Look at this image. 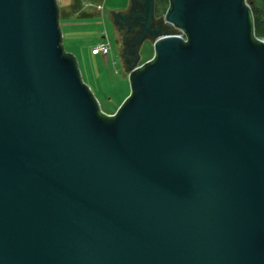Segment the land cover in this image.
<instances>
[{
	"label": "water",
	"instance_id": "1",
	"mask_svg": "<svg viewBox=\"0 0 264 264\" xmlns=\"http://www.w3.org/2000/svg\"><path fill=\"white\" fill-rule=\"evenodd\" d=\"M131 2L113 15L142 25L132 91L109 116L63 48L57 0H0V264H264L250 4L169 0L156 23V0Z\"/></svg>",
	"mask_w": 264,
	"mask_h": 264
},
{
	"label": "rangeland",
	"instance_id": "2",
	"mask_svg": "<svg viewBox=\"0 0 264 264\" xmlns=\"http://www.w3.org/2000/svg\"><path fill=\"white\" fill-rule=\"evenodd\" d=\"M130 1L57 0L60 9L61 30L65 47L66 49L71 48L78 53L76 56H78L79 67L84 82L97 99L102 112L109 116L122 106L132 91L128 75L123 69L118 54L117 36L111 18L112 13L128 8ZM100 6H102L101 10H99ZM168 6L169 0L156 1L157 18L164 17ZM169 27L171 28L172 34L177 32L174 26ZM121 32L120 30V38L118 36V41L123 50ZM258 38L264 40V36ZM104 41H108L111 44V51L107 61L102 55H92V48ZM79 49L81 51L80 54ZM69 54L72 53L69 52ZM154 55L155 47L153 41L149 40L141 46V60L143 63H146Z\"/></svg>",
	"mask_w": 264,
	"mask_h": 264
},
{
	"label": "crops",
	"instance_id": "3",
	"mask_svg": "<svg viewBox=\"0 0 264 264\" xmlns=\"http://www.w3.org/2000/svg\"><path fill=\"white\" fill-rule=\"evenodd\" d=\"M131 1H130V3H129V6H128V8H126V9H124V10H121V11H118V12H114V13H123V14H127L128 12H129V8L131 7ZM168 8H169V6H168ZM128 10V11H127ZM114 13H112V14H114ZM111 14V18H112V20H113V23H114V26H115V33H116V36H117V42H118V54H119V56H120V60H121V62H122V65H123V69H124V71L126 72V74L128 75V78H129V66H128V63H127V60H126V57L123 55L124 53H123V50H122V48H121V45H120V43H119V39H118V32H117V29H116V25H115V18H114V15H112ZM80 18V17H79ZM87 18H90V17H87ZM60 26H61V16H60ZM62 31V30H61ZM62 40H63V48H64V50H65V52L66 53H68L69 54V52H71L72 54V56H74L75 58H76V60H77V62H78V56H76V55H78V53L77 52H75V50H73V49H66V47H65V41H64V39H63V35H62ZM99 45V44H98ZM98 45H95L93 48H92V55H94V56H98L97 54H94V49L98 46ZM75 48H79V47H75ZM81 49V48H80ZM80 49H79V54L81 53V51H80ZM109 56V55H108ZM108 56H103L102 55V57H104V59L107 61V59H108ZM153 58H154V56L153 57H150L149 59V61H147L146 63H148V62H150L151 60H153ZM146 63H143L142 62V60H141V58H140V62H139V66H142V65H144V64H146ZM78 66H80L79 65V62H78ZM79 69H80V67H79ZM80 73H81V71H80ZM81 77H82V73H81ZM82 80H83V82H84V79H83V77H82ZM130 82V81H129ZM85 83V82H84ZM86 84V83H85ZM131 95V94H130ZM130 95H129V97H130ZM128 97V98H129ZM127 98V99H128ZM126 99V100H127ZM125 100V101H126ZM124 104V103H123ZM122 104V105H123ZM122 107V106H121ZM121 107H119L117 110H116V112H114V113H112L110 116H114L117 112H118V110L121 108Z\"/></svg>",
	"mask_w": 264,
	"mask_h": 264
},
{
	"label": "flooded vegetation",
	"instance_id": "4",
	"mask_svg": "<svg viewBox=\"0 0 264 264\" xmlns=\"http://www.w3.org/2000/svg\"><path fill=\"white\" fill-rule=\"evenodd\" d=\"M143 1L144 0H136V4L138 2L140 4V7H142L141 5H143V3H142ZM128 14L131 15L130 10H129ZM155 15H156V10H155ZM156 20H157L156 23L160 22V18H157V16H156ZM136 21L137 20L133 21L132 23L136 24ZM123 26L124 27H121V26L117 27L116 26V29L118 32V36H119V31L121 29L124 30L121 32L122 33V39L121 40L123 42V53H124L125 50L132 48V46L134 47V43L136 42L137 37L139 36V34L142 31V25L137 24L133 28L132 27L131 28L126 27L125 25H123ZM119 38H120V36H119Z\"/></svg>",
	"mask_w": 264,
	"mask_h": 264
},
{
	"label": "trees",
	"instance_id": "5",
	"mask_svg": "<svg viewBox=\"0 0 264 264\" xmlns=\"http://www.w3.org/2000/svg\"><path fill=\"white\" fill-rule=\"evenodd\" d=\"M247 1L252 9L256 36L257 37L264 36V0H247ZM155 10L157 12V8H155ZM100 117L104 118V116L101 113H100Z\"/></svg>",
	"mask_w": 264,
	"mask_h": 264
},
{
	"label": "built area",
	"instance_id": "6",
	"mask_svg": "<svg viewBox=\"0 0 264 264\" xmlns=\"http://www.w3.org/2000/svg\"><path fill=\"white\" fill-rule=\"evenodd\" d=\"M101 9L102 6L99 7V10ZM174 34H181V36L178 37L182 38L184 41H187L186 34L181 29H177V32ZM110 51H111V44L108 41H104L94 49V54L108 56Z\"/></svg>",
	"mask_w": 264,
	"mask_h": 264
}]
</instances>
